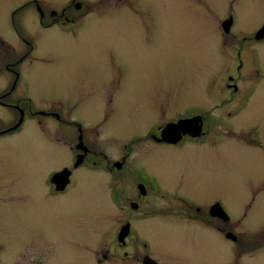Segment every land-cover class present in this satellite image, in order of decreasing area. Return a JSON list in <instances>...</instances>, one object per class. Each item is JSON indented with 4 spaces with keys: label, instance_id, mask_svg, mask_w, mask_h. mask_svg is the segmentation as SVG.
<instances>
[{
    "label": "rangeland",
    "instance_id": "1",
    "mask_svg": "<svg viewBox=\"0 0 264 264\" xmlns=\"http://www.w3.org/2000/svg\"><path fill=\"white\" fill-rule=\"evenodd\" d=\"M45 1L62 7L73 0ZM78 1L91 6L90 11H97L105 3L116 5V0ZM145 1L157 9L160 23L169 29H165L161 40H153V33L141 28L142 21L148 20L126 9H109L102 16L95 13L88 20L89 26H98L102 32L87 31L79 41L72 39V73L60 72L50 79L52 82L43 80L45 88L56 89L70 102L72 117L80 116L94 127L104 121L107 93L119 92L115 98L118 111L111 113L107 126H101L107 137L115 136L118 141L119 137L131 142L137 134L147 133L153 116H161L159 108L153 109V97L165 102L164 115L169 116L171 111L187 105L210 106L219 99L217 86L225 85L227 80V69L218 63L220 59L211 44L217 37L229 38L220 26L231 12L229 4L233 0ZM18 2L0 0V12ZM234 14L235 30L250 34L264 24V0L237 1ZM111 56L128 72L124 77L115 74L118 63L111 62ZM240 85L246 86L247 82ZM241 121L257 123L264 130L263 93L256 94L253 106ZM77 135L72 128L74 144ZM238 146L231 140L217 153L182 152L172 146L140 143L134 151V162L154 174L160 185L171 192L197 199L202 205L221 199L234 218L243 217L242 207L257 191L250 219H263L264 184L259 183H264V149L244 150ZM28 154L32 155L30 150ZM43 173H26L29 198L22 217L16 215L25 209L13 193L14 206L6 208L0 203V244L12 264H36L38 255L33 254V247L45 264H92L90 252L94 246L103 240L101 236L106 231L108 242H112V232L118 226V209L106 196H97L104 179L94 180V175H86L83 167L74 179L81 191L72 193L71 186L66 195L32 200L30 195L40 189ZM44 179L48 180L46 173ZM95 196L104 201L95 200ZM135 226L164 264H236L228 261L227 242L196 222L156 216L136 221ZM246 245L244 242L241 246ZM24 247L27 252L21 255ZM245 264H264V254Z\"/></svg>",
    "mask_w": 264,
    "mask_h": 264
},
{
    "label": "flooded vegetation",
    "instance_id": "2",
    "mask_svg": "<svg viewBox=\"0 0 264 264\" xmlns=\"http://www.w3.org/2000/svg\"><path fill=\"white\" fill-rule=\"evenodd\" d=\"M19 1L0 12V203L6 208L14 206L13 193L25 209L16 215L22 217L29 198L28 170L44 172L38 183L42 188L30 195L39 201L66 195L71 186L72 193L81 191L74 179L84 167L85 174L94 175V180L104 179L97 196H106L119 211L113 241L109 243L108 231L104 232L103 240L90 252L92 264H164L135 226L136 221L156 216L196 222L218 234L227 242L229 262L245 264L264 254V218L251 220L249 214L257 191L242 207L243 217L234 218L221 199L202 205L197 199L171 192L160 185L154 174L134 162V151L140 143L172 146L182 152L217 153L220 146L233 140L244 150L264 149L263 128L241 121L253 106L256 94H264V24L247 35L235 30L234 8L241 0L230 2L231 12L221 22L220 29L229 38L217 37L211 44L220 59L218 63L228 73L226 84L217 86L219 99L206 107H180L165 116V102L153 97V109L159 108L161 116H153L147 133L137 134L131 142L118 136L119 141L115 136L107 137L102 130L110 123L111 113L118 111L115 98L119 92L107 93L103 126L94 127L80 116L72 117L70 102L56 89L45 88L43 80L52 82L50 79L60 72L72 73V39L79 41L87 31L102 32L98 26H89L88 20L95 13L102 16L109 9H126L148 20L142 21L141 28L153 33V40H161L169 29L160 23L157 9L145 0H116V5L105 3L97 11H90L91 6L78 0L62 7L53 1ZM230 21L227 31L225 24ZM113 58L111 62L118 63ZM121 65L118 63L114 72L122 78L128 72ZM240 77L246 86L240 85ZM72 128L78 132L76 144L72 141ZM117 141V146H113ZM63 171L70 173V182L64 190H57L54 177ZM95 200L104 201L96 196ZM244 242L247 245L241 246ZM32 251L38 255L36 264H45L41 253L34 247ZM26 252L24 247L21 255ZM12 263L0 244V264Z\"/></svg>",
    "mask_w": 264,
    "mask_h": 264
},
{
    "label": "water",
    "instance_id": "3",
    "mask_svg": "<svg viewBox=\"0 0 264 264\" xmlns=\"http://www.w3.org/2000/svg\"><path fill=\"white\" fill-rule=\"evenodd\" d=\"M232 22H227L225 24V27H226V30L228 31L230 26H231ZM262 32H264V28L262 30ZM70 173L69 172H61L59 174H57L55 177H54V181H55V184L57 185V190H64L66 188V186L69 184L70 182ZM124 235H121V237H123Z\"/></svg>",
    "mask_w": 264,
    "mask_h": 264
}]
</instances>
